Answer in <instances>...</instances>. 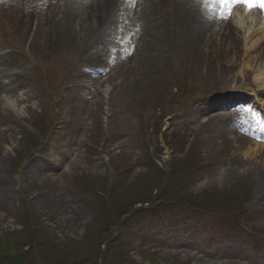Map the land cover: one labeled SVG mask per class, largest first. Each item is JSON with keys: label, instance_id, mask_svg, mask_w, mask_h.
Here are the masks:
<instances>
[{"label": "rangeland", "instance_id": "obj_1", "mask_svg": "<svg viewBox=\"0 0 264 264\" xmlns=\"http://www.w3.org/2000/svg\"><path fill=\"white\" fill-rule=\"evenodd\" d=\"M89 3L0 0V57L21 78H7L0 90V247L26 245L28 235L34 245L67 251L60 257L70 264L92 260L71 253L96 242L102 264H264V243L243 241L241 252L175 240L198 229L196 222L175 225L188 206L230 226L251 225L245 235L264 240V190L256 177L264 150L255 147L264 140V95L252 74L247 84L233 83L248 43L239 60L229 43L217 41L193 63L163 53L160 62H146L154 69L147 79L138 73L145 26L117 9L129 0H111L116 11L103 30L85 35L76 22ZM171 6H161V16ZM148 7L139 14L153 17ZM31 21L39 22L32 33ZM217 52L228 54L225 63ZM219 99L226 104L213 109ZM3 102H13L15 112L3 113ZM59 159L72 163L51 168ZM26 169L39 180L24 178ZM139 205L161 216L144 220V231L132 217L122 234L124 216ZM151 222L163 226L160 234ZM258 248L263 253L255 254ZM249 253L258 260L240 258Z\"/></svg>", "mask_w": 264, "mask_h": 264}, {"label": "bare ground", "instance_id": "obj_2", "mask_svg": "<svg viewBox=\"0 0 264 264\" xmlns=\"http://www.w3.org/2000/svg\"><path fill=\"white\" fill-rule=\"evenodd\" d=\"M145 2H149L147 3V7L150 4L148 10H155V13L152 12L153 17L148 18L149 16L147 17L146 12H143L146 14L144 16L139 14L140 12H135L134 8H131V4L125 7L119 5L118 9V11L122 10L124 14L127 15V18L141 19L143 26H145L144 30L140 33L143 37L141 38V46H143V51L145 52L144 57H140L139 61L141 71L138 70V73H140V76H144L148 79L149 75H152L154 71L152 68L154 61L160 62L157 59L162 60L163 56H161V54L163 55V53L176 52L183 59H187L189 62L191 61V63H193L197 56L196 54L204 49L210 51V46L213 44H215L216 48L215 42L217 41L221 45L229 43L232 46L230 49L232 53H234L232 56L236 60H239L242 51L241 48L248 43V48H244V68H238V72L234 74L233 83L235 85H240V83L247 84V80L252 74V83L255 85L260 95H264V15H262V13L257 11L250 13V11L238 8L234 10L231 16L221 18V13L225 10L221 6L214 4L207 9L210 5L206 0H144V4H146ZM171 2L172 6L167 13L169 15L166 14L164 17L161 16L163 10L159 8ZM89 4L90 7H88L84 14L85 19H80L76 22L79 29L83 28V31L86 32L85 35H92L99 30H103L109 17L108 13L113 14L116 11V7L112 6L111 0H90ZM218 21H221V23L218 24ZM33 22H30V29H28L30 33L33 31L32 26L34 25L37 27L39 23L36 22V24H33ZM20 23L27 25L24 19L21 20ZM66 27L73 28V24L71 25V23H68ZM66 27L62 28L64 32L69 31ZM217 37H219V41L216 40ZM155 38H158V43L155 42ZM53 39L57 41L55 37H53ZM208 41H210V44ZM221 50L224 52L225 49ZM212 54H214V51ZM216 54L221 56L223 63L227 61L228 54L224 55L221 52H217ZM147 61H150L152 65L147 64ZM233 62H229V64H233ZM0 64H2L0 69L1 86L4 77L8 75L5 78L7 79L11 74H8L10 73L9 63L1 62L0 60ZM238 90H240V88L232 90L233 98H238L237 101H241V99H244L243 91L239 94L237 93ZM242 90L247 91V88L245 87ZM253 96H257L256 93H254ZM228 99L229 98H225V100ZM225 100L223 101L220 99L219 101H215L212 108L218 109L220 107L219 105L226 104ZM12 103L8 104L3 102L2 106L4 108H2V112H15V106L12 107ZM260 103L264 105V98L260 100ZM212 112H214V110H212ZM23 114L22 111H19L18 116ZM255 147L259 150H264L263 146L255 144ZM5 150V148H0V159L5 154ZM263 162L264 161L260 164L261 167L257 168L259 176L256 177L258 187L261 186L264 190ZM25 174L26 175H23L24 178L29 176V179H31L33 172H28L26 169ZM33 176L34 179L39 180V177L35 178L36 174H33ZM49 178L51 177H48V179ZM39 204L40 203H37V205ZM40 207H42V205Z\"/></svg>", "mask_w": 264, "mask_h": 264}, {"label": "trees", "instance_id": "obj_3", "mask_svg": "<svg viewBox=\"0 0 264 264\" xmlns=\"http://www.w3.org/2000/svg\"><path fill=\"white\" fill-rule=\"evenodd\" d=\"M25 236L26 245L0 247V264H70L66 263V261H61L60 257L62 254H69L67 251L59 252L53 248L54 245L52 242L34 245L33 241L35 237L31 242V237L28 235ZM77 252L83 254L90 253L93 258L92 260L76 264H96V262L102 264L101 260L105 256L101 251V244L97 242L93 244L86 243V248L71 254L74 255Z\"/></svg>", "mask_w": 264, "mask_h": 264}, {"label": "snow or ice", "instance_id": "obj_4", "mask_svg": "<svg viewBox=\"0 0 264 264\" xmlns=\"http://www.w3.org/2000/svg\"><path fill=\"white\" fill-rule=\"evenodd\" d=\"M214 5L221 6L225 11L221 13V18H227L235 6L243 5L247 10L259 8L264 11V0H212Z\"/></svg>", "mask_w": 264, "mask_h": 264}]
</instances>
